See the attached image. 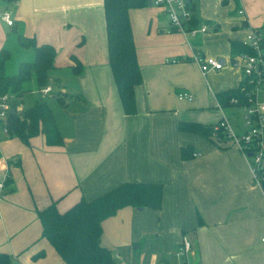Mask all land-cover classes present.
Wrapping results in <instances>:
<instances>
[{
	"label": "crops",
	"instance_id": "0c3cea01",
	"mask_svg": "<svg viewBox=\"0 0 264 264\" xmlns=\"http://www.w3.org/2000/svg\"><path fill=\"white\" fill-rule=\"evenodd\" d=\"M230 1L232 32L214 54L236 63L229 40L264 27L249 20L245 0ZM4 10L23 35L55 48L56 102L47 104L62 136L60 145L46 144L41 133L24 143L0 126V251L10 264H63L41 235L36 210L54 202L62 212L126 181L161 183L163 192L159 208L127 205L101 221V244L116 264H163L175 255L185 256L183 264H264V190L249 159L232 143L217 145L177 127L179 120L213 123L225 116L237 133L246 129L243 107L218 106L215 99L216 91L238 84L241 72L202 74L191 59L193 47L212 55L200 36L214 24L203 22L206 31L190 37L170 25L162 6L129 8L141 82L134 88L136 110L127 114L108 62L103 0H0ZM10 29L0 19V47ZM71 56L81 64L78 74ZM181 90L192 99L178 98ZM187 144L193 152L183 159L180 147ZM183 240L189 247L181 254Z\"/></svg>",
	"mask_w": 264,
	"mask_h": 264
},
{
	"label": "trees",
	"instance_id": "16d2710c",
	"mask_svg": "<svg viewBox=\"0 0 264 264\" xmlns=\"http://www.w3.org/2000/svg\"><path fill=\"white\" fill-rule=\"evenodd\" d=\"M147 1L103 0L108 62L123 111L127 114L136 110L134 88L141 82L128 11L132 7L147 5ZM184 1L186 8L191 12L188 20L191 27L198 26V19L194 14L195 3L192 0ZM235 2L238 4V0ZM13 24L7 43L0 47V96H6L10 102V109L4 121L7 134L27 143L30 137L41 133L46 144L60 145L62 136L45 100L35 99L31 105L18 109L24 93L38 91L52 80L55 48L48 43L37 44L33 37L23 35L21 26ZM11 46L12 49L26 52L28 57L16 61ZM229 48L232 58L240 53L252 52L241 40L230 39ZM71 57L76 63L71 70L78 74L81 64L75 56ZM252 89L253 84L244 77L236 86L216 91L215 99L222 107L247 106L250 104L248 98L253 96ZM56 98L62 101L59 95ZM214 123L179 120L177 127L181 131L197 133L215 140L218 145L226 141V136L221 128L213 130ZM214 132L217 138L213 136ZM192 152L191 145L180 147V156L183 159L192 155ZM258 174L264 190V170H259ZM8 179L10 178L4 182L9 181ZM162 192L161 183L126 181L91 199L80 197L62 212L57 210L54 202H50L36 210L41 224V235L48 239L62 258L63 264H116L113 251L101 244V221L127 205L159 208ZM198 223H201L200 219ZM37 254L34 257L40 256L42 252ZM10 263L11 256L0 251V264Z\"/></svg>",
	"mask_w": 264,
	"mask_h": 264
},
{
	"label": "built area",
	"instance_id": "2783aa9c",
	"mask_svg": "<svg viewBox=\"0 0 264 264\" xmlns=\"http://www.w3.org/2000/svg\"><path fill=\"white\" fill-rule=\"evenodd\" d=\"M152 2L165 9L170 25L183 34L196 37L198 34L206 31V25L192 28L185 26V23L191 17V12L186 8L184 0H152ZM242 12V9L238 10V13ZM0 19L7 26H11L14 22L10 12L7 10L0 13ZM241 41L252 49L251 53L236 55V62L240 63L242 68V79L245 77L248 82L253 84V96L248 98L250 104L243 106L244 114L242 117L246 129L241 133H237L229 124L227 118L222 116L214 123L213 130L217 131L221 128L225 133L226 141L232 143L249 159L253 180L261 186L258 171L264 170V32L258 28L252 29ZM191 59L198 64L202 74L210 70H219L223 65L219 59L204 56L198 49H194V47ZM38 91L41 94H46L51 91V86L47 84ZM177 97L180 99H192V93L181 90L177 92ZM218 106L220 105L218 104ZM9 109L10 102L8 98L0 96V126L5 133H7V130L4 126V121ZM213 136L217 138L215 132ZM248 154L250 155L248 156ZM1 188L2 184L0 183ZM261 240H264V234ZM182 247L181 254L189 247V241L183 240Z\"/></svg>",
	"mask_w": 264,
	"mask_h": 264
},
{
	"label": "rangeland",
	"instance_id": "374dc122",
	"mask_svg": "<svg viewBox=\"0 0 264 264\" xmlns=\"http://www.w3.org/2000/svg\"><path fill=\"white\" fill-rule=\"evenodd\" d=\"M192 1L196 5L195 14H196V17L198 18V22L201 24L203 22L207 24L209 23L214 24V28L213 26H211L212 28L209 31H207L206 33L202 34V36H200L204 43L205 49H209L207 53L212 54V55L205 54V56H211L217 59L218 58L220 59L221 57L225 61V63L223 62V65L221 67L222 69L220 70L222 71V73L230 72V71H231V74H235L238 72L242 73V68L240 66V63L238 62L232 63V61L227 57V55L219 56V54L218 55L214 54V52H218L216 50L221 51V49L226 45V43L224 44V42L226 41V35L228 34L230 35L232 32L231 23L234 22L235 20L234 16H236L234 15V13H231V11L234 9V5H232L230 0L229 1H226V0H192ZM245 1H246V6L248 4V8H249V12H248L249 20L264 27V0H245ZM149 6L152 8V10H155L157 7L161 8V6L156 5L153 2L149 4ZM185 26H188V28L195 27V26L191 27L189 21L185 23ZM260 30L264 32V28ZM249 31L250 29L249 30L246 29V32L241 39H244L245 35ZM234 32L236 33V31ZM215 35L217 36L216 41L214 39ZM221 41H223V45H221ZM12 48L13 47L11 46L10 49ZM12 54L15 56L16 61H18L19 59L23 60L28 57V54L26 52H21L20 49H16V48L12 49ZM29 59H30V56H29ZM51 73H53V70H51ZM59 74H62V77L66 82L69 80L68 75L65 72H60ZM49 83L52 87V90L49 93L45 95L38 93V91H31V92L24 93L22 95V100L23 99L24 100L23 102L20 101V103H22V105L26 107L30 100L33 101L34 98L36 99L41 98L45 100L47 103H49L51 107H54L56 100L53 99L54 97L52 98L51 96L54 94V92H56L57 87L52 80H50ZM230 106H234V105H230ZM242 110L243 109L241 108H238V110H235V114L237 117L240 118V116L243 113ZM166 262H168V264H183L185 262V256L175 255L173 257H170L167 261H164V263ZM153 264H156V263H153Z\"/></svg>",
	"mask_w": 264,
	"mask_h": 264
},
{
	"label": "water",
	"instance_id": "95a60500",
	"mask_svg": "<svg viewBox=\"0 0 264 264\" xmlns=\"http://www.w3.org/2000/svg\"><path fill=\"white\" fill-rule=\"evenodd\" d=\"M148 3L150 4L151 3V0H148ZM222 63H223V59L220 60ZM250 154H248L249 156Z\"/></svg>",
	"mask_w": 264,
	"mask_h": 264
}]
</instances>
